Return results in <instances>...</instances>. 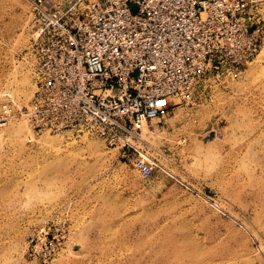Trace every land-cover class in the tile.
Segmentation results:
<instances>
[{"label": "rangeland", "instance_id": "rangeland-1", "mask_svg": "<svg viewBox=\"0 0 264 264\" xmlns=\"http://www.w3.org/2000/svg\"><path fill=\"white\" fill-rule=\"evenodd\" d=\"M30 1L0 0V109L36 89ZM240 1L257 56L146 124L149 176L93 135L0 122V264H264V0Z\"/></svg>", "mask_w": 264, "mask_h": 264}, {"label": "built area", "instance_id": "built-area-1", "mask_svg": "<svg viewBox=\"0 0 264 264\" xmlns=\"http://www.w3.org/2000/svg\"><path fill=\"white\" fill-rule=\"evenodd\" d=\"M30 5L36 89L24 110L4 105L0 122L23 116L37 132L94 133L121 159L132 156L143 176L152 171L135 142L143 126L207 80L240 75L262 46V32L240 0ZM53 253L54 246L45 247L43 261Z\"/></svg>", "mask_w": 264, "mask_h": 264}, {"label": "bare ground", "instance_id": "bare-ground-1", "mask_svg": "<svg viewBox=\"0 0 264 264\" xmlns=\"http://www.w3.org/2000/svg\"><path fill=\"white\" fill-rule=\"evenodd\" d=\"M29 42H30V40H29ZM261 56H263L264 57V51H261ZM33 59L31 58V62H30V60H27V68H28V70H29V72L31 73V71H32V65H34V60L32 61ZM31 75H32V73H31ZM4 105H6V106H8L9 108H14L15 106H17V104L16 103H14L13 102V100H11L10 99V101H7L6 103H3L2 105H1V108L4 106ZM29 106V105H28ZM27 106V107H28ZM146 126V124L143 126V128H142V131H143V129H144V127ZM31 127V126H30ZM42 133H49V132H42ZM50 134V133H49ZM66 134V133H65ZM69 134H71V133H69ZM79 134H89V135H93V136H95V137H97V138H99L96 134H94V133H91V132H88V131H85V132H83V133H79ZM53 135H61V134H53ZM100 139V138H99ZM101 140V139H100ZM102 141V140H101ZM136 143H138V145L140 146L141 145V142H142V132H141V134H140V138H138V140L137 141H135ZM109 149V148H108ZM140 155L142 156V159L143 160H145V158H144V156L142 155V153L140 152ZM134 167V166H133ZM135 168V167H134ZM136 169V168H135ZM137 170V169H136ZM138 171V170H137ZM139 172V171H138ZM140 173V172H139Z\"/></svg>", "mask_w": 264, "mask_h": 264}]
</instances>
